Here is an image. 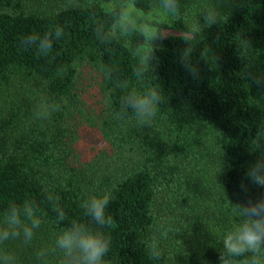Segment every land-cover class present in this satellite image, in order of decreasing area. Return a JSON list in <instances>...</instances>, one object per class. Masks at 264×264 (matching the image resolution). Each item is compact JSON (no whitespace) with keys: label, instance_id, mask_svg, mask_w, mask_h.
<instances>
[{"label":"trees","instance_id":"1","mask_svg":"<svg viewBox=\"0 0 264 264\" xmlns=\"http://www.w3.org/2000/svg\"><path fill=\"white\" fill-rule=\"evenodd\" d=\"M219 2L228 4L222 11L228 19L218 25L192 33L182 18L163 26L155 73L149 70L140 83L131 54L95 37V25L105 19L101 0H0V211L29 198L47 214L31 246L9 245L21 264H35L34 251L60 228L87 222L82 199L105 189L113 190L107 213L114 219L106 264H153L145 241L165 221L179 232L162 241L161 264H218L211 243L234 222L231 204L264 198V188L246 177L264 151V107H257L264 106V86L252 78L264 75V0H213ZM191 3L195 12L212 0ZM57 26L64 34L49 52L24 45L28 35ZM187 47L196 78L181 60ZM99 62L116 69L114 79L159 90L151 126L137 125L122 109L124 90H112ZM61 66L68 67L62 78ZM85 75L97 87L95 103ZM41 91L59 105L46 120L33 115ZM86 127L98 130L108 148L82 161L75 146ZM258 140L260 148L252 150ZM45 189L59 197L62 221Z\"/></svg>","mask_w":264,"mask_h":264},{"label":"clouds","instance_id":"2","mask_svg":"<svg viewBox=\"0 0 264 264\" xmlns=\"http://www.w3.org/2000/svg\"><path fill=\"white\" fill-rule=\"evenodd\" d=\"M100 7L105 19L97 22L94 27L97 41L104 44L119 42L131 54L133 74L140 83L145 80L149 70L155 73L153 62L157 60L156 42L167 35L163 26L183 18L189 23L191 32L195 33L228 19L213 0L210 5H195V12L191 0H152L148 6L140 0H101ZM63 34V29L57 26L43 35L30 34L23 43L26 47L47 53ZM192 53V49L185 48L181 53V60L192 77L196 78L199 70L192 62ZM97 71L105 81L113 84L112 90H124L121 107L131 111L135 123L151 126L162 102L159 90L154 86H132L127 79H114L116 69L102 62L98 63ZM67 72L68 67L61 66L56 75L62 78ZM252 78L258 85L264 86V75L257 74ZM48 83L47 78L40 80L41 90L46 89ZM107 103L111 104L110 96ZM58 107L59 105L44 99L41 91V98L35 103L33 115L37 120H46ZM257 107L264 106L258 101ZM261 142L258 140L252 150L260 148ZM246 177L253 185L264 188V151L260 152L259 158L248 168ZM45 193L48 202L58 210V221H62L64 214L59 210V197L49 189H45ZM112 193V189H105L82 199L80 207L85 210L87 222L73 221L55 232L49 244L34 251L35 264H106V257L112 247L109 229L114 225L113 217L107 213ZM231 205L234 222L222 229L215 243H211V247L219 254L218 264H264V198L255 202L250 200L242 205ZM46 215L42 207L29 198L11 203L0 211V264H21L17 249L9 245L18 243L31 246L38 232L47 223ZM178 232L177 226L166 221L156 226L154 233L145 241L153 264H161L164 257L162 241ZM201 264L208 262L204 260Z\"/></svg>","mask_w":264,"mask_h":264},{"label":"rangeland","instance_id":"3","mask_svg":"<svg viewBox=\"0 0 264 264\" xmlns=\"http://www.w3.org/2000/svg\"><path fill=\"white\" fill-rule=\"evenodd\" d=\"M219 3V8L221 11H224L226 6L228 9L227 3ZM85 77L86 85L90 87L88 93L89 102L95 103V101H97L98 99L97 87L94 85L93 81L90 80L91 76L85 75ZM75 148L80 159L82 161H87L91 160L96 154L106 150L108 148V145L103 140L98 130L86 127L84 129H81L79 133V139Z\"/></svg>","mask_w":264,"mask_h":264}]
</instances>
